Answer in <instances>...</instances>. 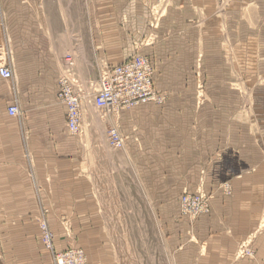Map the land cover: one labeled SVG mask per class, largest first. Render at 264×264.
Here are the masks:
<instances>
[{"label": "crops", "instance_id": "obj_1", "mask_svg": "<svg viewBox=\"0 0 264 264\" xmlns=\"http://www.w3.org/2000/svg\"><path fill=\"white\" fill-rule=\"evenodd\" d=\"M56 1L63 2L0 0L2 4L14 3L13 11L0 14V63L14 71L13 80L0 77V115L10 119L0 123V205L4 210L50 212L47 220L57 252L73 245L62 226L72 224L87 264H132L133 256L123 252L109 224L113 222L108 213L111 204L118 203L114 208L119 209L121 203L114 201L113 194L117 193L111 188L108 168L116 161L103 139H80L70 134L67 108L59 100L56 87L49 85L59 80L66 56L73 58V73L84 83L86 66L114 67L129 60L132 42L120 37H128V31L120 32L118 27L98 33L99 0H89L94 59L88 63L86 14L62 11L56 16L48 5ZM76 18L71 31L70 19ZM11 47L14 66L3 57ZM15 104L20 108V118L8 115V108ZM150 105L123 111L119 130L130 138L125 152L132 167V184L137 186L130 189L131 198L155 214L158 238L164 245L159 255L168 256L170 264H264V156H242L244 166L239 162L237 172L240 177L232 183V195L226 196L221 184L232 174L224 166L228 160L211 162L204 178L200 166L191 177L181 174L183 150L190 162H209L207 148L219 142L214 138L210 143L190 140L185 147L182 123L152 121L148 115L153 109L146 107ZM172 111L165 107L159 113L161 120H167ZM223 127L213 131L223 132ZM230 127L226 130L235 132L240 140L247 137L246 126ZM164 157L178 168L175 165L172 174L153 180L149 166ZM186 189L213 195L211 213L195 222L182 216L178 196ZM242 243L250 244L252 258H236Z\"/></svg>", "mask_w": 264, "mask_h": 264}, {"label": "rangeland", "instance_id": "obj_2", "mask_svg": "<svg viewBox=\"0 0 264 264\" xmlns=\"http://www.w3.org/2000/svg\"><path fill=\"white\" fill-rule=\"evenodd\" d=\"M48 5L56 16L62 11L86 14V54L88 63L93 62V20L89 0H63ZM13 9L12 2L0 3L1 15ZM75 21L77 24V18L70 19L71 31ZM112 27H118L120 32L128 31V37H120L132 42L131 58L143 56L152 64L155 89L165 97V102L146 106L153 109L148 117L155 122H181L184 146L190 140L205 139L210 143L214 138L219 142L216 147L208 146L209 162H190L183 150L182 176H193L195 167L200 166V176L204 178L211 162L228 160L224 166L229 167L232 174L221 184V191L231 196L232 183L240 177L237 172L242 156H264V0H99L98 33L109 32ZM11 48L3 57L14 66ZM66 64L65 59L59 80L49 84L56 87L58 93L60 77L68 68ZM108 68V65L84 68L86 81L79 82L84 97L83 134L77 137L103 139L107 142L109 155L116 161L108 168L112 173L111 188L117 193L116 196L113 194L114 201L121 203L119 209L114 208L118 203L111 204L108 213L113 222L109 224L123 252L133 256L130 262L155 264L157 257V264H170L168 256L159 255L164 252V245L158 238L160 232L154 212L139 207L137 200L131 198L130 189L137 186L132 184V167L126 148L114 150L109 145L107 131L115 121L102 118L93 105V93ZM165 107L172 108L173 114L167 120H161L159 113ZM9 122V118L0 115V123ZM234 124L246 126L247 141L226 130ZM218 127L225 131H213ZM175 165L178 166L166 157L162 162L151 163L152 179L172 174ZM185 194L207 196L210 211L203 215L211 213L213 195L202 190L191 193L186 189L178 198L181 214L190 222L203 215L192 218L182 213L181 201ZM169 197L168 201H172V196ZM132 206L136 210H132ZM48 215V211L4 210L0 205V264H53V255L45 246L40 229L42 220L48 224ZM144 219L149 222H142ZM62 226L73 241L68 248H80L72 224L66 228ZM253 254L250 244L242 243L236 258H252Z\"/></svg>", "mask_w": 264, "mask_h": 264}, {"label": "built area", "instance_id": "obj_3", "mask_svg": "<svg viewBox=\"0 0 264 264\" xmlns=\"http://www.w3.org/2000/svg\"><path fill=\"white\" fill-rule=\"evenodd\" d=\"M68 67L60 77L59 100L67 108L66 122L70 134H83V87L75 77L71 56H66ZM0 77L5 80L14 79L12 67L0 63ZM93 105L102 118H111L115 121L107 131L109 145L114 150H124L128 138L123 135L118 126V120L123 111L147 104H162L165 97L155 89L153 68L150 60L143 56H135L129 60L107 69L93 93ZM8 115L20 118L21 111L17 104L8 108ZM182 213L196 218L210 211L209 198L204 195L185 194L181 201ZM42 239L45 246L53 255V264H87L84 250L68 248L57 252L54 246V235L47 222H40Z\"/></svg>", "mask_w": 264, "mask_h": 264}, {"label": "bare ground", "instance_id": "obj_4", "mask_svg": "<svg viewBox=\"0 0 264 264\" xmlns=\"http://www.w3.org/2000/svg\"><path fill=\"white\" fill-rule=\"evenodd\" d=\"M52 232V231H51ZM53 233V232H52ZM53 235H54V233H53ZM44 242V241H43ZM86 255V254H85Z\"/></svg>", "mask_w": 264, "mask_h": 264}]
</instances>
